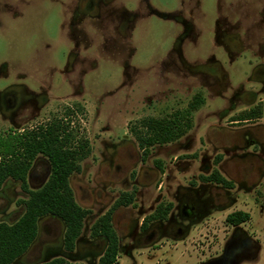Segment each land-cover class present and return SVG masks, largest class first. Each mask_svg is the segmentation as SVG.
Returning <instances> with one entry per match:
<instances>
[{
	"label": "rangeland",
	"instance_id": "1",
	"mask_svg": "<svg viewBox=\"0 0 264 264\" xmlns=\"http://www.w3.org/2000/svg\"><path fill=\"white\" fill-rule=\"evenodd\" d=\"M29 1L39 16L57 9L63 20L49 19L48 36L35 31L29 39L17 32L15 49L2 52L6 64L0 76L6 83L16 79L25 91L45 94L48 103L33 116L19 111L13 124L3 118L0 131L61 119L69 122L76 141L89 140L92 152L80 162L82 172L69 178L76 202L94 211L88 223L125 190L137 191L136 204L129 208L136 218L143 217L138 209L152 212L161 201L177 205L179 186L209 187L202 194L208 197L210 186L200 176L211 173L221 157L222 174L233 187L209 184L217 200L204 225L177 244L163 241L153 255L144 251L138 264L197 263L220 249L218 234L229 237L233 229L226 217L235 211L250 214L241 227L260 247L256 257L241 264H264V150L245 146L242 136L258 121L264 131V77L259 78L264 0H97L94 10L86 12L80 0ZM4 41L0 36V47ZM197 97L203 103L192 110ZM257 106L261 120H236ZM176 115H189V133L153 146L143 158L137 132L147 131L149 119ZM247 153L253 155L244 157ZM251 165L254 176L248 174ZM50 174V161L39 154L28 173L29 188L41 189ZM219 189L223 194H217ZM28 197L19 181L8 179L0 188V219L17 221L26 209L21 201ZM62 228L61 218L41 217L35 245L14 264H34L40 251L46 256L41 262L59 257L61 242L49 241L58 239ZM91 262L98 264V256Z\"/></svg>",
	"mask_w": 264,
	"mask_h": 264
},
{
	"label": "flooded vegetation",
	"instance_id": "2",
	"mask_svg": "<svg viewBox=\"0 0 264 264\" xmlns=\"http://www.w3.org/2000/svg\"><path fill=\"white\" fill-rule=\"evenodd\" d=\"M79 4L81 10L92 11L97 5V0H80ZM1 5H0V36L6 37L7 41H4V45L0 47V71L2 67H4V65L6 64V63L3 64L4 60L6 59H3L2 52L8 51L9 49L11 50L15 49L14 38L17 32L26 33L29 39L33 38V34L35 31L38 35L42 34L43 37L48 36L50 32L49 29L47 28L49 24V19L52 16H58L57 22L61 21L62 19L61 16H59V14L56 13L58 11L57 9L49 13L48 16L46 15L39 16L37 11L35 10L36 8L35 5L31 3L29 0H10L7 1L5 5H2V7ZM153 12H156V10L153 9ZM84 17H86V15L82 17L80 24L83 23L85 19ZM106 17H107L106 19H109L110 15L109 14L106 15ZM14 64L17 65V63ZM262 69L263 70L260 71L259 78L264 77V67H262ZM3 85L5 86L3 87ZM19 86H24V85H20V83L17 82L16 79H12L11 82L6 83L3 81V78L0 76V121L3 118H8L11 124H13L14 121H17L16 115L19 113V111H26V115H28L27 113L29 112H30L29 114L34 115L36 112L40 111L41 107L42 110L43 108L45 109V106L48 103V98L46 97L45 94L41 96L35 94V92L25 91ZM252 110H255L256 112H261V108L259 106H257ZM43 112H45V110ZM261 118L263 117H261L260 115L259 117H253L244 120L243 119H236V120L240 122L242 121L248 122L250 120L251 121L261 120ZM42 125L45 124L42 123L35 127H26L18 130L12 129L10 131H4V132L0 131V135L8 134V133L24 132L26 130L39 129V127ZM253 126L243 131L242 136L244 142L246 143L245 146L256 147L257 145H261V147H263L262 149L264 150V137H263L264 134L262 135V138L260 137L261 134L264 133L262 129L263 127H261L262 124L259 123L258 121L254 123ZM188 133L189 130L185 135H187ZM91 152H92V148H91ZM251 154L252 153H247L246 155H244V157ZM143 158H145V155ZM218 158L215 161V167L213 168L211 173L200 176L201 181L204 182L205 184H208L207 186H210L209 189L210 196L208 197H204V195L202 194L204 191L203 189L209 187H202L197 190V189H193L189 185L179 186L177 187L175 192L177 205H175V203L172 201L170 202L161 201L155 206L152 212L145 213V212H141L142 209H138L137 213H140L141 215H143V217L136 218L137 216L134 215V212H132L131 209L129 208L130 206H134L136 204L137 191L135 189L125 190L120 193L118 198L114 200L112 204L105 211L101 210L102 212L100 211L101 213H99L96 216V219L94 221L90 223L86 221L84 222L81 234L78 236L76 240L74 250L70 251L65 247V243H64V237L66 232L65 223H64V228H62L59 233L60 236L58 237V239L52 238V240H50L49 242L51 241L54 242L56 240H59V243L61 242L59 244L61 246V249L59 250L60 251L59 257L61 258H64L68 261L77 264H92L91 262L92 258L94 256H98V264H99L100 259L109 250L111 240H110V236H108L102 231L103 224L99 223L98 219L101 216L105 215L107 212L112 211L111 224H112V229L114 230L117 237V253H118L117 261L115 264H121L122 260L124 261V264H138V260L140 257L144 255V251H146L148 255H151L152 253H156L162 248L161 244L163 243V241L177 244L178 242L190 237L193 231L195 230L197 231L199 229L198 228L199 225H204L203 220L206 219L208 216H210V214L212 213L211 211L212 209H209L211 202L214 205L216 204V200H217V197L212 192L211 185L209 184L211 183L219 184L225 187L226 189H231L233 187V184L224 185L222 183H217L216 181L213 180L205 179V177L211 176V174L216 169L219 170L221 174L223 173L221 171V166H220L223 159L220 158L218 160ZM156 162L157 163L159 162L158 165L161 164V161L159 160ZM81 172H77V173H81ZM248 174H250L251 176H254L256 174V168L253 165H251L250 168L248 169ZM222 175L225 177L224 174ZM161 187L162 184L159 186V188ZM200 189H201V193H200ZM124 193H134L135 201L131 204L116 206L114 209H112L115 203ZM218 193L223 194L221 189L217 191V194ZM228 197L229 196L227 194V198ZM219 206L221 207L222 205ZM163 209H169L168 214L165 218L160 217V212ZM88 210H90V213L86 218L94 214L93 209L88 208ZM120 217H123V220L121 222H118V219H120ZM229 224L232 226L233 229L229 237H227L226 233H224L223 237H220V235L218 234L219 237L218 243L220 245V249L211 252L209 255H206L204 259L199 260L195 264H241L242 262L248 261L249 259H252L253 257L257 256L260 250L259 244L241 227L243 223L240 224L229 223ZM85 229H87L86 232L84 231ZM200 234L201 233H199V235ZM86 235L87 238H85ZM34 245L35 242L31 245L29 250H31ZM76 250L77 251L79 250V253L75 257L74 254ZM40 255L41 258L39 259L38 262H41L44 259V257H46L45 254L42 255L41 251H40ZM72 257H75L79 260L73 261Z\"/></svg>",
	"mask_w": 264,
	"mask_h": 264
},
{
	"label": "trees",
	"instance_id": "3",
	"mask_svg": "<svg viewBox=\"0 0 264 264\" xmlns=\"http://www.w3.org/2000/svg\"><path fill=\"white\" fill-rule=\"evenodd\" d=\"M203 103L197 97L191 105L196 110ZM256 111H248L251 113ZM242 113L239 119L259 117L261 112L253 116ZM187 114H190L188 112ZM189 115H176L173 119H149L144 123L147 131L137 132L136 138L143 149L145 158L151 148L157 144H168L184 136L190 129ZM186 118V123L181 119ZM91 152L89 141H76L70 124L63 120H53L42 125L39 129L26 130L18 133L0 135V188L8 179L21 183L22 188L29 193L28 199L22 200L26 207L20 218L8 223L0 219V264H14L23 256L35 242L39 234V220L46 215L61 218L66 226L64 243L66 249L72 251L78 236L81 234L84 222L90 210L80 206L74 197L69 178L81 172V161ZM42 154L48 158L51 165V174L45 185L39 190H31L28 184V173L34 159ZM221 157L218 158V160ZM159 163V162H158ZM206 180H213L224 185L232 184L219 170ZM135 201L134 193H124L115 203L116 206L128 205ZM169 209H163L160 217L165 218ZM112 211L98 219L103 224L102 231L110 236L109 250L100 259L99 264H115L117 261V237L111 224ZM250 214L246 211H236L226 218L228 223L240 224L247 221ZM98 228V227H97ZM34 264H77L58 257L46 262Z\"/></svg>",
	"mask_w": 264,
	"mask_h": 264
}]
</instances>
